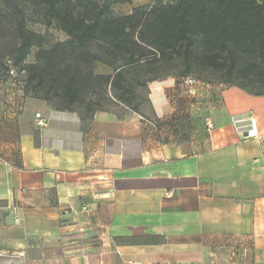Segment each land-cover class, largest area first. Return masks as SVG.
Listing matches in <instances>:
<instances>
[{
  "label": "crops",
  "instance_id": "obj_1",
  "mask_svg": "<svg viewBox=\"0 0 264 264\" xmlns=\"http://www.w3.org/2000/svg\"><path fill=\"white\" fill-rule=\"evenodd\" d=\"M182 81L87 120L0 91V264H264V96Z\"/></svg>",
  "mask_w": 264,
  "mask_h": 264
},
{
  "label": "trees",
  "instance_id": "obj_2",
  "mask_svg": "<svg viewBox=\"0 0 264 264\" xmlns=\"http://www.w3.org/2000/svg\"><path fill=\"white\" fill-rule=\"evenodd\" d=\"M123 4L132 0H0V80L10 58L27 71L28 96L84 120L105 111L87 104L89 95L139 111L140 92L170 76L264 96V0H173L114 15L113 6ZM29 13L67 39L45 48L46 36L28 27ZM96 62L114 74L95 75Z\"/></svg>",
  "mask_w": 264,
  "mask_h": 264
},
{
  "label": "rangeland",
  "instance_id": "obj_3",
  "mask_svg": "<svg viewBox=\"0 0 264 264\" xmlns=\"http://www.w3.org/2000/svg\"><path fill=\"white\" fill-rule=\"evenodd\" d=\"M112 1V0H109ZM160 2L162 4H168L173 2V0H132V5L123 4V5H114L113 6V13L114 15H127L133 11L134 7H150L154 3ZM28 27L30 30L39 33L41 35H45L47 42L45 44V48H49L56 44L57 42H63L67 39L64 33H62L55 24L52 25H46L40 16L33 15L29 13L28 17ZM37 52V48L33 49L27 62L31 63L35 60V54ZM204 78H208L212 81L220 80V77L218 75H203ZM145 91L140 92L141 100L145 99ZM33 98V97H32ZM34 99V98H33ZM99 101V102H98ZM87 104H92L97 106V104H101V108L103 110H109L111 107H113L115 104H111L107 101L105 95L99 96V95H89L87 101ZM100 106V105H98ZM93 108V107H92ZM84 110V108H83ZM87 113H91L90 111H86Z\"/></svg>",
  "mask_w": 264,
  "mask_h": 264
},
{
  "label": "built area",
  "instance_id": "obj_4",
  "mask_svg": "<svg viewBox=\"0 0 264 264\" xmlns=\"http://www.w3.org/2000/svg\"><path fill=\"white\" fill-rule=\"evenodd\" d=\"M5 65L7 67L6 75L4 78L0 80V91H4L5 93L9 94L11 97L10 99L15 103L17 107H22L24 98L26 96L25 88L27 84L28 74L26 70H20L16 67L12 66V61L10 58H6ZM198 81L194 79L193 77H188L184 79L183 84L184 87L191 90L197 85ZM15 96V97H14ZM35 118L37 120V123L39 126L44 125V120L41 117L40 114H36ZM234 126L237 132H239L241 135H243L244 131L242 130V127L237 126V122L234 121ZM246 133H248V137L256 138L257 136V123L256 121L250 117L247 120V125L245 126ZM88 211V208L84 206L80 212L76 211H67V214H71L74 218V220L78 221V216L81 213H84ZM79 232L82 233L83 230L79 228Z\"/></svg>",
  "mask_w": 264,
  "mask_h": 264
}]
</instances>
